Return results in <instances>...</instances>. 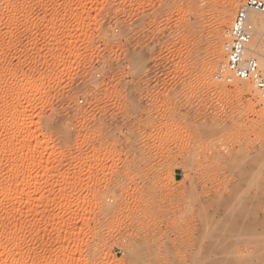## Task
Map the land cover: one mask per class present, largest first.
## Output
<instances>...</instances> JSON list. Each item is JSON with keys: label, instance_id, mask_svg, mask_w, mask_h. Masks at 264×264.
<instances>
[{"label": "rangeland", "instance_id": "374dc122", "mask_svg": "<svg viewBox=\"0 0 264 264\" xmlns=\"http://www.w3.org/2000/svg\"><path fill=\"white\" fill-rule=\"evenodd\" d=\"M247 1L0 0V264H264Z\"/></svg>", "mask_w": 264, "mask_h": 264}, {"label": "built area", "instance_id": "2783aa9c", "mask_svg": "<svg viewBox=\"0 0 264 264\" xmlns=\"http://www.w3.org/2000/svg\"><path fill=\"white\" fill-rule=\"evenodd\" d=\"M264 14V1L248 0L239 9L224 41L225 62L215 80L232 85L237 81L253 82L264 105V42L255 44L256 27L249 22L252 13Z\"/></svg>", "mask_w": 264, "mask_h": 264}, {"label": "bare ground", "instance_id": "6f19581e", "mask_svg": "<svg viewBox=\"0 0 264 264\" xmlns=\"http://www.w3.org/2000/svg\"><path fill=\"white\" fill-rule=\"evenodd\" d=\"M229 10V9H228ZM226 13V12H225ZM228 14L229 13H231V12H227ZM228 14L224 17H222V18H224L226 21H229V20H227L228 19ZM255 14V12H252L250 15H249V22L250 23H252L255 27H256V32L258 33V36L260 35V34H262V32H264V17H258V16H253ZM225 15V14H224ZM225 21V22H226ZM261 38H263L264 37V33L262 34V36H260ZM240 205V204H239ZM228 212V211H227ZM229 212H230V210H229ZM215 216V215H214ZM217 216V215H216ZM212 219V218H211ZM221 220V219H220ZM211 223V222H210ZM213 223H215L214 221H213ZM197 225V224H196ZM217 225H218V223H217ZM200 226V225H199ZM202 226V225H201ZM209 226V225H208ZM212 227H214V226H212ZM195 229H196V227H194ZM204 228V227H203ZM203 228L202 229H200V230H203ZM226 228V227H225ZM193 229V228H192ZM207 229V228H206ZM205 230V229H204ZM209 230H210V226H209ZM216 230V229H215ZM218 230V229H217ZM217 230L215 231V232H217ZM196 231V230H195ZM199 231V230H198ZM207 231V230H206ZM212 231V230H211ZM210 231V232H211ZM221 231H222V229H221ZM189 232V231H188ZM197 232V231H196ZM196 232H194V233H196ZM204 232V231H203ZM213 232V231H212ZM214 232V233H215ZM192 233V232H191ZM199 233V232H198ZM208 233V232H207ZM212 234V233H211ZM218 234H219V232H218ZM216 235V234H215ZM212 236V235H211ZM218 238H220V237H218ZM197 239V238H196ZM214 238H212V240H213ZM226 239V238H225ZM190 240V239H189ZM193 240V239H192ZM203 240V239H202ZM211 240V239H210ZM188 241V240H187ZM204 241H206L205 239H204ZM182 242V241H181ZM184 243V242H183ZM187 243V242H186ZM192 243V242H191ZM180 244V243H179ZM190 244V243H189ZM197 244V243H196ZM192 245V244H191ZM257 245V244H256ZM263 245V244H262ZM196 246V245H195ZM199 247H201L200 245H199ZM199 247H198V252L200 251V249H199ZM264 247V246H263ZM262 247V248H263ZM202 248V247H201ZM225 248V247H224ZM247 248V247H246ZM259 248V247H258ZM180 249V248H179ZM183 249V248H182ZM178 250V249H177ZM196 251V250H195ZM203 251V250H202ZM178 252V251H177ZM191 253V252H190ZM208 253H209V251H208ZM211 253V252H210ZM209 253V254H210ZM198 254V253H197ZM199 254H200V252H199ZM207 254V253H206ZM192 255V254H191ZM263 255H264V253H263ZM193 256V255H192ZM189 257V256H188ZM261 257V256H260ZM190 258V257H189ZM181 259V258H180ZM188 259V258H187ZM223 261V260H222ZM225 261V260H224ZM256 261V260H255ZM179 262V261H178ZM185 262H186V260H185ZM200 262V261H199ZM203 262V261H202ZM219 262V261H218ZM217 262V263H218ZM190 263V262H189ZM198 263V262H197ZM208 263H210V262H208ZM220 263V262H219ZM224 263H226V262H224Z\"/></svg>", "mask_w": 264, "mask_h": 264}]
</instances>
